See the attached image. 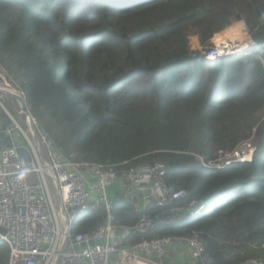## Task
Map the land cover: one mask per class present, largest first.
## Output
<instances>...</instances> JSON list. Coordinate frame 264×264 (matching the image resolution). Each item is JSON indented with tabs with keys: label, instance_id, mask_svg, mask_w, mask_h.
<instances>
[{
	"label": "trees",
	"instance_id": "obj_1",
	"mask_svg": "<svg viewBox=\"0 0 264 264\" xmlns=\"http://www.w3.org/2000/svg\"><path fill=\"white\" fill-rule=\"evenodd\" d=\"M236 23L251 40L244 52L207 62L190 51L188 35L203 44ZM0 69L64 158L162 163L163 182L189 193L176 204H206L177 224L148 204L146 239L195 238L211 264H264V0H0ZM248 140L251 162L203 165ZM114 216L125 227L140 218L123 201ZM103 218L91 207L72 233ZM8 257L0 242V264Z\"/></svg>",
	"mask_w": 264,
	"mask_h": 264
},
{
	"label": "built area",
	"instance_id": "obj_2",
	"mask_svg": "<svg viewBox=\"0 0 264 264\" xmlns=\"http://www.w3.org/2000/svg\"><path fill=\"white\" fill-rule=\"evenodd\" d=\"M238 52L232 46H212L201 55L211 62ZM0 78V93L23 97L5 81L1 69ZM0 107L11 121V125L0 128V135L10 141L9 146H0V242L8 247V264H163L161 259L174 243L184 244L200 264H211L203 244L195 238H145L153 229L145 214L146 205L162 210L170 224L181 222L186 213L197 216L205 208L196 201L176 204L189 193L163 182L164 164L116 170L66 159L38 128L28 109L18 110L28 127L24 131L1 102ZM254 154L255 147L248 140L231 152H218L213 161H201L208 169L220 170L249 163ZM119 182V197L133 205L140 216L131 227L115 220L116 202L109 188ZM135 198L140 202L133 204ZM91 207L103 208V223L87 233L73 234L72 226ZM120 229H125L127 235L119 234ZM133 233L142 238L130 243ZM113 240L117 244H112ZM245 264L262 263L248 260Z\"/></svg>",
	"mask_w": 264,
	"mask_h": 264
},
{
	"label": "rangeland",
	"instance_id": "obj_3",
	"mask_svg": "<svg viewBox=\"0 0 264 264\" xmlns=\"http://www.w3.org/2000/svg\"><path fill=\"white\" fill-rule=\"evenodd\" d=\"M237 24H241V23H236L232 25L231 27L227 28L226 30L218 34L215 37V39H213L214 38L213 37L211 40L205 41L203 44L199 42L198 38L195 35L193 34L188 35V44L190 47V51L191 52H201L203 50H206L207 48H210L209 46L211 47L217 46L220 48H222L223 46H232L233 48L237 50H241L240 51L241 53L244 52L247 49L251 41L249 35L247 34L245 30L244 24L242 23L244 32L246 33V37H247L246 39L238 41V40L232 39L229 35L233 27ZM0 84H3L1 81V78H0ZM0 102L5 107V109L10 113L12 118L18 122L21 128L24 131H28L26 121L24 120V118H21L18 115V110L20 111V106L16 102V99L12 98V96L11 97L8 96L7 94L0 93ZM0 110H1V107H0Z\"/></svg>",
	"mask_w": 264,
	"mask_h": 264
},
{
	"label": "crops",
	"instance_id": "obj_4",
	"mask_svg": "<svg viewBox=\"0 0 264 264\" xmlns=\"http://www.w3.org/2000/svg\"><path fill=\"white\" fill-rule=\"evenodd\" d=\"M9 144H10V141H9ZM121 191L122 189H121L120 182L115 183L113 186L109 188V194L115 199L116 203L120 201L125 202L119 197ZM138 201H139L138 198H135L133 204H136V202ZM161 260L163 264H200V262L194 260L190 256L187 247L182 243H174L171 246H169L168 249L166 250L165 257Z\"/></svg>",
	"mask_w": 264,
	"mask_h": 264
},
{
	"label": "clouds",
	"instance_id": "obj_5",
	"mask_svg": "<svg viewBox=\"0 0 264 264\" xmlns=\"http://www.w3.org/2000/svg\"><path fill=\"white\" fill-rule=\"evenodd\" d=\"M229 35H230V37L232 38V39H234V40H244V39H246L247 37H246V33L244 32V29H243V24L241 23V24H237V25H235L234 27H233V29L231 30V32L229 33ZM241 50H239V52H240ZM238 52V53H239ZM237 54V53H236ZM235 55V54H234ZM229 57V56H228ZM221 58H223V57H221ZM217 59H220V58H217ZM217 59H215V60H217ZM207 61V60H206ZM214 61V60H213ZM208 62V61H207ZM212 62V61H211ZM200 204H203L204 206H205V208H204V211L206 210V204H204V203H200ZM203 211V212H204ZM203 212H201L199 215H201ZM199 215H197V216H199Z\"/></svg>",
	"mask_w": 264,
	"mask_h": 264
},
{
	"label": "water",
	"instance_id": "obj_6",
	"mask_svg": "<svg viewBox=\"0 0 264 264\" xmlns=\"http://www.w3.org/2000/svg\"><path fill=\"white\" fill-rule=\"evenodd\" d=\"M15 98H17L18 99V102L20 103V105H21V109L23 110V111H27V106H26V103H25V101H24V98L23 97H15ZM26 116L28 117V112L26 113ZM32 129V128H31ZM119 234H121V235H124V236H126L127 235V232H126V230L125 229H120L119 231ZM116 233L114 232V235H115ZM112 244H117V242L116 241H112Z\"/></svg>",
	"mask_w": 264,
	"mask_h": 264
},
{
	"label": "bare ground",
	"instance_id": "obj_7",
	"mask_svg": "<svg viewBox=\"0 0 264 264\" xmlns=\"http://www.w3.org/2000/svg\"><path fill=\"white\" fill-rule=\"evenodd\" d=\"M11 93H12V92H10V94H11ZM13 95H14V96H13ZM10 96H12V98L16 99V102H17L18 105L20 106V111H21V110H22V109H21V105H20V103L18 102V99L15 98L16 94L12 93V95H10Z\"/></svg>",
	"mask_w": 264,
	"mask_h": 264
}]
</instances>
